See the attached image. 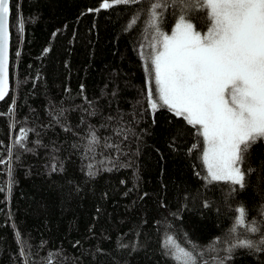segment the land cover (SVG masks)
<instances>
[{"label":"trees","instance_id":"obj_1","mask_svg":"<svg viewBox=\"0 0 264 264\" xmlns=\"http://www.w3.org/2000/svg\"><path fill=\"white\" fill-rule=\"evenodd\" d=\"M101 3L10 0L0 264H174L161 247L165 231L197 264H214L228 255L236 207L244 205L264 232V141L246 157L244 189L208 182L196 130L148 105L141 52L149 51V0L96 11ZM181 12L169 6L161 30L170 34ZM183 14L206 31L202 11ZM22 128L29 130L24 147ZM93 131L100 142L89 152ZM225 264H264V250L237 248Z\"/></svg>","mask_w":264,"mask_h":264},{"label":"snow or ice","instance_id":"obj_2","mask_svg":"<svg viewBox=\"0 0 264 264\" xmlns=\"http://www.w3.org/2000/svg\"><path fill=\"white\" fill-rule=\"evenodd\" d=\"M137 3L142 0H102L96 11ZM169 6L181 8L182 12L177 13L174 27L167 34L161 30V23ZM189 10L203 12L205 32L183 14ZM10 14V0H0V100L9 88ZM136 19L130 21L129 28L135 26ZM145 23L150 43L149 51L141 55L150 77L149 107L153 113L166 108L196 130L202 138L208 182L230 183L232 191L236 186L244 189L246 157L254 145L264 141V0H149ZM20 30L23 31L22 23ZM28 134V129H20L17 144L24 147ZM99 142L91 132L87 151H94ZM88 167V175L94 176L95 166ZM234 212L233 225L224 241L228 247L223 250L228 255L213 257L214 264H225L237 248L264 250V232L258 222L248 219L244 205ZM157 224L165 229L171 227L162 221ZM257 233L258 241L248 238V234ZM214 243H220L219 238ZM161 247L174 264H197V255L167 231ZM210 250L216 251L211 246ZM199 255L202 257L203 252Z\"/></svg>","mask_w":264,"mask_h":264},{"label":"water","instance_id":"obj_3","mask_svg":"<svg viewBox=\"0 0 264 264\" xmlns=\"http://www.w3.org/2000/svg\"><path fill=\"white\" fill-rule=\"evenodd\" d=\"M9 37H10V33H9ZM9 48H10V38H9ZM9 63V62H8ZM8 70H9V64H8ZM9 90V89H8Z\"/></svg>","mask_w":264,"mask_h":264},{"label":"bare ground","instance_id":"obj_4","mask_svg":"<svg viewBox=\"0 0 264 264\" xmlns=\"http://www.w3.org/2000/svg\"><path fill=\"white\" fill-rule=\"evenodd\" d=\"M199 29V28H198ZM194 131V130H193ZM244 166V165H243ZM15 231V230H14ZM17 234V233H16Z\"/></svg>","mask_w":264,"mask_h":264},{"label":"rangeland","instance_id":"obj_5","mask_svg":"<svg viewBox=\"0 0 264 264\" xmlns=\"http://www.w3.org/2000/svg\"><path fill=\"white\" fill-rule=\"evenodd\" d=\"M206 168V167H205Z\"/></svg>","mask_w":264,"mask_h":264}]
</instances>
